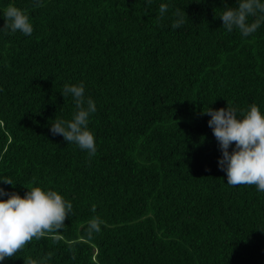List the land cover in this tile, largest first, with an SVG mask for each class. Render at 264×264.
<instances>
[{
    "label": "trees",
    "instance_id": "16d2710c",
    "mask_svg": "<svg viewBox=\"0 0 264 264\" xmlns=\"http://www.w3.org/2000/svg\"><path fill=\"white\" fill-rule=\"evenodd\" d=\"M9 4L29 16L30 36L3 29ZM225 6L0 0V179L16 183L0 188L24 196L35 178L73 205L59 233L0 264L49 254L47 264H264V192L227 183L202 115L228 102L264 113V24L228 32ZM80 83L96 104L94 156L50 131L76 111L63 86ZM93 217L100 231L89 236Z\"/></svg>",
    "mask_w": 264,
    "mask_h": 264
},
{
    "label": "clouds",
    "instance_id": "9594fccd",
    "mask_svg": "<svg viewBox=\"0 0 264 264\" xmlns=\"http://www.w3.org/2000/svg\"><path fill=\"white\" fill-rule=\"evenodd\" d=\"M150 5L151 0H147ZM225 8L220 19L223 27L228 32L239 30L242 36L255 33L264 24V2L262 0H236V7H228L224 0ZM36 7L42 6L37 3ZM168 10L167 4H161L159 13L162 17ZM174 15L177 19L172 24L174 29L180 28L184 23V15L177 9ZM6 20L4 30L12 33L22 32L30 36L33 26L29 16L20 8L9 4L4 10ZM253 18L249 23V18ZM62 95L67 100L72 97L76 111L71 120L56 117L51 123L50 131L55 135H62L68 143H75L81 150H86L89 156L96 154L95 136L89 130V116L96 111V104L91 97H85V86L65 84ZM202 115H209L211 119L208 125L213 130L222 157L219 159V167L226 172L227 183L235 186H255L260 192H264V113L252 103L246 110L238 112L229 102L227 108L203 110ZM235 147L229 151L232 145ZM0 182L12 185L16 183L11 178L5 177ZM24 185V184H23ZM35 185V178L31 185H24L28 191L24 196L18 192L8 193L0 188V196H8V199H0V262L13 258L18 252L33 241L50 237L59 233L65 226L73 205L67 201L58 191L44 190ZM93 212L96 206L93 205ZM100 220L93 217L88 222L89 236L93 232L100 231ZM74 258V257H73ZM25 264H47L50 254L37 260L32 257H24Z\"/></svg>",
    "mask_w": 264,
    "mask_h": 264
}]
</instances>
